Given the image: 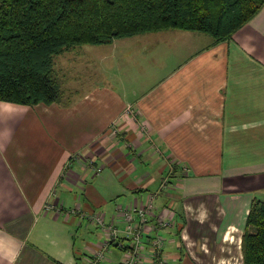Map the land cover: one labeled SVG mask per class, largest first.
<instances>
[{"label":"crops","instance_id":"obj_1","mask_svg":"<svg viewBox=\"0 0 264 264\" xmlns=\"http://www.w3.org/2000/svg\"><path fill=\"white\" fill-rule=\"evenodd\" d=\"M163 31L176 46L157 72L99 75L83 92L65 78L52 103L0 100V264H90L99 251L98 264H123L122 208L151 196L141 264H244L264 199V6L230 40ZM97 217L119 229L106 249Z\"/></svg>","mask_w":264,"mask_h":264},{"label":"trees","instance_id":"obj_2","mask_svg":"<svg viewBox=\"0 0 264 264\" xmlns=\"http://www.w3.org/2000/svg\"><path fill=\"white\" fill-rule=\"evenodd\" d=\"M264 0H0V100L62 99L54 57L74 46L169 29L230 40ZM244 264H264V199L255 198L242 239Z\"/></svg>","mask_w":264,"mask_h":264},{"label":"rangeland","instance_id":"obj_3","mask_svg":"<svg viewBox=\"0 0 264 264\" xmlns=\"http://www.w3.org/2000/svg\"><path fill=\"white\" fill-rule=\"evenodd\" d=\"M170 38L161 30L117 38L108 44L77 45L54 57L55 73L60 83L67 78L66 83L63 82L68 89L72 83L70 78L77 76L78 80L74 79V82L79 83L74 85H78L79 92H83L94 79L100 80L99 75H121V72L136 75V72L144 74L153 70L157 72L156 68L164 61L162 59L169 57V52L172 53L176 46L174 39ZM123 61H128L131 65L125 66ZM106 72L108 73L105 74ZM75 95L76 93L73 96Z\"/></svg>","mask_w":264,"mask_h":264},{"label":"built area","instance_id":"obj_4","mask_svg":"<svg viewBox=\"0 0 264 264\" xmlns=\"http://www.w3.org/2000/svg\"><path fill=\"white\" fill-rule=\"evenodd\" d=\"M166 181V180H165ZM163 181V184L165 183ZM155 205L153 202V196H151L148 201L139 206H131L122 208V216L126 221V225L124 231L130 237L131 244L125 248L123 257V264H141L140 251L143 247V238L144 231L147 228V220L151 214H154ZM172 216H168V218H159L158 223L162 227H166L170 224ZM100 225L108 231L109 236L104 242L105 249L108 247L109 241L116 239L118 237L119 229L114 226V224L105 223L104 219L101 217H97ZM151 246L154 249V253H157L162 249L163 238L161 235H156L151 240ZM104 256L103 251L97 252V256L94 260L90 261V264H98L100 258Z\"/></svg>","mask_w":264,"mask_h":264}]
</instances>
